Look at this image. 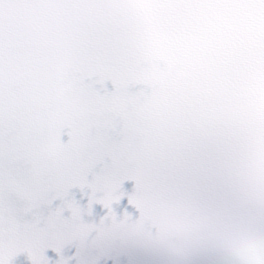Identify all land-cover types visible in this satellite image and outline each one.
Masks as SVG:
<instances>
[{
    "label": "snow or ice",
    "instance_id": "obj_1",
    "mask_svg": "<svg viewBox=\"0 0 264 264\" xmlns=\"http://www.w3.org/2000/svg\"><path fill=\"white\" fill-rule=\"evenodd\" d=\"M0 264H264V0H0Z\"/></svg>",
    "mask_w": 264,
    "mask_h": 264
}]
</instances>
